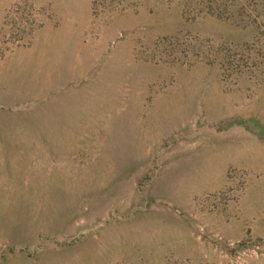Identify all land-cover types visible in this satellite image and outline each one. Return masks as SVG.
I'll return each instance as SVG.
<instances>
[{
    "label": "rangeland",
    "instance_id": "obj_1",
    "mask_svg": "<svg viewBox=\"0 0 264 264\" xmlns=\"http://www.w3.org/2000/svg\"><path fill=\"white\" fill-rule=\"evenodd\" d=\"M260 18L0 0V264H264Z\"/></svg>",
    "mask_w": 264,
    "mask_h": 264
},
{
    "label": "trees",
    "instance_id": "obj_2",
    "mask_svg": "<svg viewBox=\"0 0 264 264\" xmlns=\"http://www.w3.org/2000/svg\"><path fill=\"white\" fill-rule=\"evenodd\" d=\"M212 1V0H209ZM248 3V6L251 8L252 12L256 14L257 17H261L262 21L264 20V0H246ZM214 5H216L214 3ZM207 14L213 15L214 14V9L210 8V11L208 10ZM262 15V16H261ZM241 16V14H240ZM239 18V16H238ZM240 20H242L240 18ZM254 22H256V19H253Z\"/></svg>",
    "mask_w": 264,
    "mask_h": 264
}]
</instances>
